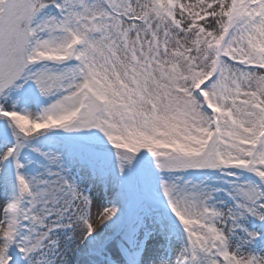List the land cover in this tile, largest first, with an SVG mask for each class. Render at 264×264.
I'll return each mask as SVG.
<instances>
[{"label":"snow or ice","instance_id":"snow-or-ice-1","mask_svg":"<svg viewBox=\"0 0 264 264\" xmlns=\"http://www.w3.org/2000/svg\"><path fill=\"white\" fill-rule=\"evenodd\" d=\"M0 264H264V0H0Z\"/></svg>","mask_w":264,"mask_h":264}]
</instances>
